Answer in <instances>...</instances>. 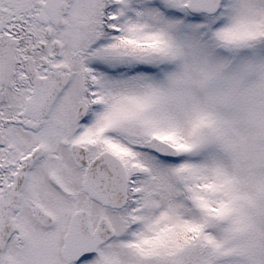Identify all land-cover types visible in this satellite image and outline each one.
<instances>
[{"label": "snow or ice", "instance_id": "1", "mask_svg": "<svg viewBox=\"0 0 264 264\" xmlns=\"http://www.w3.org/2000/svg\"><path fill=\"white\" fill-rule=\"evenodd\" d=\"M0 264H264V0H0Z\"/></svg>", "mask_w": 264, "mask_h": 264}]
</instances>
